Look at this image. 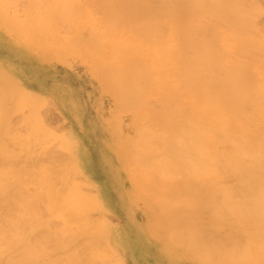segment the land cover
<instances>
[{
	"label": "rangeland",
	"instance_id": "obj_1",
	"mask_svg": "<svg viewBox=\"0 0 264 264\" xmlns=\"http://www.w3.org/2000/svg\"><path fill=\"white\" fill-rule=\"evenodd\" d=\"M59 1L0 0V177L7 171L11 175L6 172L8 174L5 175L6 179L17 178L20 175L22 179L18 178L25 182L19 186L23 191L17 187L14 192L21 191V193L15 194L16 196L13 194L14 198L10 202L0 198L1 223L3 220L17 223L20 220L17 219L18 215L22 217L24 213L30 212L29 216L24 215L27 216L24 218L27 220H24L25 223L21 221L23 225L20 223L19 227L25 237L23 239L29 240V243L21 241L22 244L17 243L18 246H14L16 243L9 244L14 247L10 250L12 252L8 251L11 249L7 248L8 243H4L3 245L6 244L4 248L8 249V252L4 251L5 254L1 256L2 262H0H9L7 257H11L10 254L12 257L14 254L20 257L19 252L22 250L20 246L26 248L30 244L35 256L43 255L38 256L39 259L36 257L38 263L33 260L34 264H210L204 256L205 249L193 248V245L190 246L185 242L184 244L190 249L173 240L172 229L177 224L183 223H186L188 228L202 232L215 243L222 244L223 241L226 245L228 239L229 245L233 239H239L237 244L241 249L237 248V251L241 252H238L240 255L243 254L244 249L239 242L243 241L242 237L244 239L246 237L243 225L246 221L240 224L231 221L233 225L230 219H225L227 221L223 220L222 223L212 218L204 219L206 217L203 213L199 214L202 219H175L182 216V211L183 213L186 211L183 206H178L179 209L176 207V210L169 213L174 219H163L157 199L164 193L152 185L157 181L159 182L156 184L157 187L162 188L163 184L167 183L160 181L153 171L149 173L146 165V170L140 166L138 156L148 157L140 151L148 138L144 134L140 137V133L155 123H161L160 118L168 115L177 100L174 97L171 102L166 101L167 85L164 84L162 89L146 88V93L142 94L144 99L142 96L137 97L140 102L136 99L135 95L144 92L142 90L144 88H141L139 83L136 88L135 84H132L137 77L132 73V68L137 65L135 60L137 48L129 41L127 44L131 60L122 61L127 66L115 55L107 58L96 57L85 45L86 41L93 42L96 33L102 28L104 33L109 32L103 27L105 22L102 21L108 17L105 8L112 7V0L109 2L91 0V3L90 0H61L60 3ZM243 1L245 17L250 25L249 29L252 30L248 31L252 32L250 35L247 36V32L245 34L253 42L254 51L242 56L249 60L261 59L264 57V0ZM149 2L152 3L149 9L154 8L151 11L148 9L152 13L156 12L157 8L162 9L164 3L167 7L172 5L171 0H149ZM59 4L63 8L58 7ZM76 5L83 7L82 10L85 12L87 10L88 13L80 9L83 16L75 14L76 16L72 17L74 13L71 12L77 9ZM56 9L59 13L55 11ZM48 15L50 16L47 17ZM65 15L70 20H65L66 17L62 18ZM202 18L203 24L211 23L210 25H214L215 28L216 26L218 29L221 28L225 38L235 34L232 27L227 32L230 25H226L225 22L220 21L217 25L216 19L210 13ZM59 19L66 23L57 24L60 22ZM58 20L59 22H56ZM22 21L26 22L23 26ZM41 24L47 26H42V30L38 29ZM36 28L38 30L34 31ZM209 29L204 30V36L207 39L213 38L210 39L212 42H222L221 35H218V32L214 34L215 32L212 33ZM126 30L116 32L119 34V37L115 34L116 42L124 35V38L128 39ZM174 30L178 35L182 34L179 28ZM179 43H181L180 39H176L175 44ZM54 45L62 47L58 51L49 50V47ZM192 48L179 52L181 54L177 55L178 59L195 53ZM166 51L169 50L166 48ZM164 52L165 50L162 51L164 57L161 58L164 61L162 65L171 66L170 68L175 65V70L169 68L170 72L167 74L177 77V73L179 74L176 66L177 58ZM129 85H134L130 88L135 90L139 86L140 90L134 91L133 94L132 89H128ZM178 85L177 87L175 85L173 90L180 89L178 90L180 93L182 85ZM177 96L180 97V94ZM245 108L249 110L250 105ZM151 140L156 143L153 138ZM229 175L224 174L223 177H231ZM228 179V186L234 187V184H238L232 177ZM192 187L197 192L202 190L199 181H195ZM40 193L44 196L40 197ZM50 193L52 194L49 195ZM59 193L69 195L62 197L63 195ZM26 195L33 199L30 201L26 197L28 200L26 201ZM53 195H56V199ZM51 196L52 200H50ZM36 197L41 199V202L38 199L39 204L32 202V200L37 201ZM53 200H56V203H53ZM30 205L37 206L38 211L33 207L29 208ZM23 209L22 215L20 211ZM179 211L181 213H178ZM9 212L18 215L11 217ZM13 218L15 220H12ZM218 222L222 224L219 225ZM185 230L188 237L187 232L190 229ZM119 234L126 241V246L119 243ZM67 235L69 236L66 237ZM230 237L234 238L229 239ZM69 239L72 241L70 242ZM64 240L69 242L67 247H62ZM263 248L261 251L264 252ZM18 250L19 254H17ZM198 252L200 256L203 255L204 260Z\"/></svg>",
	"mask_w": 264,
	"mask_h": 264
},
{
	"label": "bare ground",
	"instance_id": "obj_2",
	"mask_svg": "<svg viewBox=\"0 0 264 264\" xmlns=\"http://www.w3.org/2000/svg\"><path fill=\"white\" fill-rule=\"evenodd\" d=\"M104 1L109 2V0ZM112 2L113 5L110 9H108L109 6H105V14H108V17L105 21H102L103 23L105 22L103 27H105L110 34H108L109 32L104 33L102 28L96 33L97 35L93 38V42L86 41L85 45L96 57L102 56L107 58L111 55H115L120 62H128L131 60V58L129 59L127 44V41H129L131 45L137 48L135 58V60H137V65L132 68V73L137 77L132 81V84H135V86L129 85V87H126H128V89L130 86L136 88L139 83L141 88H144L142 89L144 92L141 91L139 94L135 95L137 99V97H141L143 93H146V88L162 89V84H164L167 85L165 91L166 101L169 103V101L171 102L174 100V97L177 100V102L174 103L175 107L168 112V115H164L160 118L162 120L161 123H155L140 133V137L144 134V136L148 138L140 150L143 154L148 155V157L145 155L138 156L140 166H143L144 169L148 167L149 169L147 170H149V173L153 171L155 175H158L160 181L167 183L166 185L163 184L162 188L157 187L156 184L159 183L157 181L152 185L153 187L155 186L157 190L162 191L164 195L166 194L165 196H159L157 199V203L159 202L161 206L160 211L163 215V219H174L169 213L176 210V207L183 206L186 211L184 213L183 211L182 213L179 211L178 213H181L182 216L180 215L181 217L179 216V218L175 217V219L196 220L200 218L199 214L203 213L204 217H206L204 219L212 218V220L215 219L221 222L223 220L227 221L225 219H230V222L232 221L239 224L246 221L243 223L246 230H244L246 232V237L245 239L242 237L243 241L239 242L242 244V249H244V253L241 255L238 253L240 251H237V248H240L239 244H237V240L239 239L234 240V237H230L229 239L232 238L233 240L231 241L232 244L229 243V245L227 244L229 241L228 239L227 243L225 242L226 245L223 244V241L222 244L218 242L215 243L214 240L208 239L202 232L200 233L199 231L188 228L186 223L182 225L177 224L174 229H172L171 236L173 240L177 243H182V245L186 242V244L190 246L193 245V248L196 247L198 249L201 247V250L205 249L204 256L208 259L210 264H264V252L261 251V248L264 246V57L261 59L254 58L249 60V58L247 59L245 56H242L246 55V53L251 54L252 51H254V47H252L253 42L247 37L248 34L250 35L252 33L248 31L252 30L249 29L250 25L247 23L248 21L245 17L246 11L243 8L245 2L243 0H171L172 5L170 7H167V5L164 6V4H166L164 3L162 9L159 10L157 8L158 10L156 9V12L153 11V13L150 11L154 10V8L152 7V9H149L152 4L149 0L146 2L143 0H112ZM60 6L59 4L58 7ZM58 7L56 8L59 9ZM61 8L63 7L61 6ZM82 8L77 6V9L71 12V14L74 13V16H71L75 17L77 14L82 15L83 13L81 12L84 10V8L83 10ZM57 9L55 11H57ZM83 12L86 13L87 10ZM207 13H210L212 17L216 19L217 25H219L220 21L225 22L226 25H230V27L227 28V32L228 29L232 27L235 34L225 38L223 37L224 33L220 30L221 28L218 29L216 26L218 29L216 31L214 25H210L211 23H207L208 25L206 23L203 24L202 16L204 17ZM57 15L58 14H56V17ZM49 16L50 15L47 17ZM66 16L67 15L62 18ZM68 19L69 18L65 20ZM59 20L56 21L59 22L57 24L65 22L64 20ZM24 23L26 22L24 21L22 26ZM57 24L55 25L58 26ZM26 26H28V24H26ZM40 26L44 27L47 25L41 24ZM40 26L37 27L42 30L43 27L40 28ZM175 28H179L182 34L178 35L174 30ZM206 28H210L209 30H212V33L213 31L215 32L214 34L218 32V35H221L222 42H212L213 38L207 39V37L204 36V30ZM38 29L36 28L34 31ZM45 29L46 27L44 30ZM75 29L76 25L74 26V30ZM124 29L128 31V39L124 38V35V37L116 42V32H120ZM229 31L232 32V30ZM42 32L44 33V31ZM245 32H247V36ZM116 35L119 37V34ZM184 38H186V40H183ZM176 39H180L181 43L175 44ZM210 39L212 40L210 41ZM215 43L218 44L216 45ZM194 44L197 45L194 46ZM61 47L54 45V47L50 46L49 50L53 49L52 51H58ZM105 47L107 48L103 50ZM166 48L169 51H166ZM190 48L195 50V53H193L194 55L192 54L189 57L184 55L178 59L177 55L181 54L179 52L189 50ZM115 50H117L116 53L114 52ZM163 50H165L164 53L168 52L170 56L177 58L176 61H178V65L176 64V66L178 68L177 71L179 70V74L175 71V74L177 73L178 75L177 77L168 76L167 74L170 72V69H174L175 65H172V68H170L171 66L167 67L162 65V63H164V61H162L164 58L162 53ZM123 64L125 65V63ZM125 66H127V64ZM134 75L133 77H135ZM178 84L182 85V91L180 93L178 92L180 89L177 91L173 90V87L175 85L177 87ZM131 89L132 92L140 90L139 86L136 90L133 88L129 90ZM135 92L133 94H135ZM176 92H178L177 95L180 94V97L176 95ZM142 98L144 99L143 96ZM137 100L139 101V99ZM247 105H250L249 110L245 108ZM152 138L154 139L153 141L156 140V143L152 142ZM8 156L11 157L10 155ZM148 158L150 161H148ZM145 165L147 167H145ZM162 169L164 171H162ZM6 172H2L3 174H1L2 176L0 177V198L10 202V200L14 198L13 194H20L21 191H23L21 190L22 187L19 186L23 185L25 182L22 180V183L18 178L20 175H18L17 178L13 177L14 180L16 179L15 182H13L14 180L12 181L13 178L10 179L8 177L6 179L5 175H11V173L7 172V174ZM145 172L148 173V171ZM224 174H232L229 176L235 179L238 184H234V187L232 184V186H228V178L231 177L227 178L226 176L224 178ZM195 181L201 183L202 190L200 192H197L192 187ZM17 187L21 190L20 193L14 192L17 190ZM46 190L47 189H45V191ZM45 191L43 190V192ZM41 193L40 197L41 195L44 196ZM51 194L52 193L49 195ZM62 195L63 194H61V196ZM28 196H25V200ZM54 196L56 199V195H53V198ZM30 197L28 199L31 201L33 197ZM53 198L51 196L50 200ZM36 199L37 201L32 200V202L39 204L41 199L38 197H36ZM38 199H40V202ZM22 200H24V197ZM22 200L19 201L22 203ZM19 201L17 204H19ZM53 203H56V200H53ZM78 205L79 204H77V206ZM31 207L35 208V210L37 208L35 205H30L29 208ZM91 208L92 207H90V209ZM36 211H38V209ZM21 212L23 213L24 209L20 211V213ZM10 213L11 212H9V214ZM29 213L28 211V214ZM28 214L24 213V215ZM10 215L12 217L16 214ZM24 215L22 216L23 220L22 217L18 215L17 219L20 220L18 221L16 219L18 221L17 223L10 220L9 222H5L3 220V222H5L4 225L3 222L1 223L2 220L0 219V259L3 254L13 250V245L9 246V244L16 243L14 246H18L17 243L25 241L23 239L24 235H22L19 230L20 223L23 225V223H25L24 220H27L24 219L27 217ZM67 216H69V214ZM12 220H15V218ZM21 221L24 222L22 223ZM230 222L226 223L231 224L232 222ZM220 223L218 222L219 225L223 222ZM234 223L232 224L234 225ZM6 224L8 226H6ZM185 229H190V232H187V234L189 233L188 237H186L185 231L187 230ZM69 230L66 231L69 232ZM24 234H26V232ZM120 235L121 234L118 236L119 243H123L126 246V241ZM68 236L69 235L66 237ZM75 236L73 238H75ZM72 239H69L70 242ZM26 241V243H29V240ZM6 242L8 243L7 248H11L9 250L7 249L8 251L4 248L7 244ZM210 242L214 243V245ZM4 243L6 244L3 245ZM186 244L184 245L189 247ZM67 245H69L68 240H64V242H62V247H67ZM27 246L26 248L20 246L22 250L25 249L23 253L20 248L19 250L21 251H17V254L21 253L20 257L15 254L17 258L14 255L12 257V254H10L11 257L7 255V260H9V262L5 261V263H1L2 260H0V264H6V262L7 264H34L36 257L39 259L38 256H43L39 254L35 256L34 250L30 247L32 245L28 244ZM201 250L200 252H202ZM39 251L41 252V250ZM200 252H198L199 256ZM200 257L204 260L203 255ZM11 258L13 259L11 260ZM33 260L35 261L33 262ZM206 261L207 260H205V262Z\"/></svg>",
	"mask_w": 264,
	"mask_h": 264
}]
</instances>
